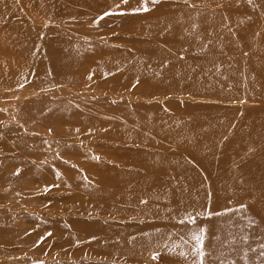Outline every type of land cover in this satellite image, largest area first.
Listing matches in <instances>:
<instances>
[{
    "label": "rangeland",
    "instance_id": "1",
    "mask_svg": "<svg viewBox=\"0 0 264 264\" xmlns=\"http://www.w3.org/2000/svg\"><path fill=\"white\" fill-rule=\"evenodd\" d=\"M0 264H264V0H0Z\"/></svg>",
    "mask_w": 264,
    "mask_h": 264
},
{
    "label": "snow or ice",
    "instance_id": "2",
    "mask_svg": "<svg viewBox=\"0 0 264 264\" xmlns=\"http://www.w3.org/2000/svg\"><path fill=\"white\" fill-rule=\"evenodd\" d=\"M124 2H127V0H124ZM110 13H106L105 15H109Z\"/></svg>",
    "mask_w": 264,
    "mask_h": 264
}]
</instances>
